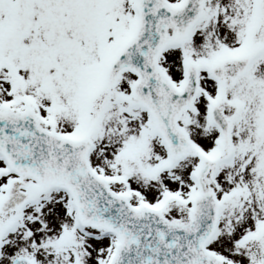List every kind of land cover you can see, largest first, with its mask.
Wrapping results in <instances>:
<instances>
[{"label": "snow or ice", "instance_id": "6c2138e0", "mask_svg": "<svg viewBox=\"0 0 264 264\" xmlns=\"http://www.w3.org/2000/svg\"><path fill=\"white\" fill-rule=\"evenodd\" d=\"M0 264H264V0H0Z\"/></svg>", "mask_w": 264, "mask_h": 264}]
</instances>
